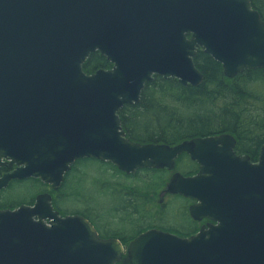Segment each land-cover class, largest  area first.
<instances>
[{
  "label": "water",
  "instance_id": "95a60500",
  "mask_svg": "<svg viewBox=\"0 0 264 264\" xmlns=\"http://www.w3.org/2000/svg\"><path fill=\"white\" fill-rule=\"evenodd\" d=\"M199 50L228 79L264 69V20L250 0H0V168H14L0 192L29 179L58 190L85 159L134 175L173 172L186 154L198 174L174 173L165 193L213 222L190 238L148 230L125 248L43 193L0 210V264H264V145L253 162L230 134L168 146L122 127L155 77L201 86ZM94 53L112 68L85 73Z\"/></svg>",
  "mask_w": 264,
  "mask_h": 264
},
{
  "label": "trees",
  "instance_id": "16d2710c",
  "mask_svg": "<svg viewBox=\"0 0 264 264\" xmlns=\"http://www.w3.org/2000/svg\"><path fill=\"white\" fill-rule=\"evenodd\" d=\"M250 1L264 20V0ZM194 63L204 76L201 86L185 87L176 79L155 77L146 85L139 104L121 110L128 138L137 143L175 146L197 137L230 134L236 139L237 153L257 162L264 145V69L228 79L222 65L202 50ZM111 68L99 53L92 54L83 65L89 75ZM176 171L194 175L197 165L183 154ZM171 174L168 170L143 169L126 175L110 163L85 159L75 163L55 191L35 179L11 182L0 195L26 187L31 196L9 203L0 199V208L31 205L39 194L50 193L61 215L85 217L105 238L128 243L150 229L189 236L194 232L179 227L191 222L188 201L172 196L165 205L159 202ZM67 204L73 208H65ZM115 222L127 228L117 227Z\"/></svg>",
  "mask_w": 264,
  "mask_h": 264
},
{
  "label": "flooded vegetation",
  "instance_id": "af4514ba",
  "mask_svg": "<svg viewBox=\"0 0 264 264\" xmlns=\"http://www.w3.org/2000/svg\"><path fill=\"white\" fill-rule=\"evenodd\" d=\"M181 157V156H180ZM179 157V158H180ZM188 157V156H187ZM179 158H178V160H179ZM188 159L190 160V158L188 157ZM178 160H177V163H178ZM191 161V160H190ZM196 164V163H195ZM197 165V164H196ZM176 167H177V165H176ZM13 169L14 168H9V167H2V168H0V178L2 177V176H4L5 174H7V173H10V172H12L13 171ZM198 172H199V167H198V165H197V172L194 174V175H190V176H185V177H191V176H195L196 174H198ZM10 186V185H9ZM167 187V186H166ZM166 189V188H165ZM55 191V190H54ZM2 192V191H1ZM162 197L160 198V201L159 202H161V204H163V205H165V203H166V201L169 199V197H172L171 195H165V194H163L162 193V195H161ZM159 197H160V195H159ZM179 197H181V196H179ZM183 198V197H182ZM185 200H187L188 201V206H187V213H188V215H189V217L191 218V224L189 223L188 225L189 226H187V225H183V224H181V225H179V227L180 228H182V229H187L188 230V228H189V230H191V231H193L194 233L192 234V235H189V236H180V235H177V234H173V233H170V232H168V231H163V230H160V231H163V232H167V233H170V234H173V235H176V236H179V237H181V238H190V237H192V236H194V235H196V234H198L199 233V231L203 228V227H208V225L209 224H212L213 222H211L209 219H207V218H205V219H203V220H201V221H196V220H194L193 218H192V216H191V214H190V208L192 207V206H194V205H196L197 203L195 202V201H192V200H189V199H186V198H184ZM31 205H33V203L31 204ZM0 207H1V204H0ZM7 209H9V208H6V209H2V208H0V210H7ZM16 209V208H15ZM10 210H14V209H10ZM85 218V217H84ZM88 220V219H87ZM92 224V223H91ZM94 227H95V229L98 231V233H99V236L101 237V238H103V239H112V238H105V237H103V235L99 232V230L96 228V226L94 225V224H92ZM191 228H193V229H191ZM144 233V232H143ZM142 234V233H141ZM140 235V234H139ZM138 235V236H139ZM137 236V237H138ZM137 237H135V238H137ZM134 238V239H135ZM133 239V240H134ZM133 240H131V241H129L128 243H122L123 244V246L125 247V248H128L129 247V245H130V243L133 241Z\"/></svg>",
  "mask_w": 264,
  "mask_h": 264
},
{
  "label": "rangeland",
  "instance_id": "374dc122",
  "mask_svg": "<svg viewBox=\"0 0 264 264\" xmlns=\"http://www.w3.org/2000/svg\"><path fill=\"white\" fill-rule=\"evenodd\" d=\"M30 187V185H29ZM29 188L23 187L21 188L18 192H7L4 193L3 195H0V199L1 200H6V202H12V201H16L19 199H24V198H28L29 196H31V194L29 193ZM65 206V205H64ZM67 209L73 208L72 204H67L66 207ZM117 227L120 226V228H127V226H122V225H118L117 222L114 223Z\"/></svg>",
  "mask_w": 264,
  "mask_h": 264
}]
</instances>
